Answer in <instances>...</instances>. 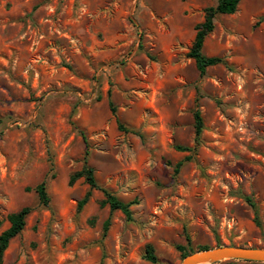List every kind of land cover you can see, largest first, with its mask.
Returning a JSON list of instances; mask_svg holds the SVG:
<instances>
[{
    "label": "rangeland",
    "instance_id": "obj_1",
    "mask_svg": "<svg viewBox=\"0 0 264 264\" xmlns=\"http://www.w3.org/2000/svg\"><path fill=\"white\" fill-rule=\"evenodd\" d=\"M217 1L0 0V233L29 207L0 264L264 246V0L215 15L202 52L223 62L200 75L187 52ZM84 166L98 187L69 182ZM102 189L131 202L130 220Z\"/></svg>",
    "mask_w": 264,
    "mask_h": 264
},
{
    "label": "trees",
    "instance_id": "obj_2",
    "mask_svg": "<svg viewBox=\"0 0 264 264\" xmlns=\"http://www.w3.org/2000/svg\"><path fill=\"white\" fill-rule=\"evenodd\" d=\"M239 1L240 0H218L215 6L205 7L204 8V13H205L204 20L195 25L194 39H193L191 47L189 48L187 52V55L188 57H191L192 59H194L196 68L199 71L200 75L204 74L207 67L223 62V59L219 56H207L202 52L204 38L214 28L213 19L215 15L233 13L236 10ZM193 115H194V120H195L196 136L199 137L201 130H202V126H203L202 116L198 109L194 111ZM120 127L122 126L120 125ZM177 147L181 150H187V147H183V146H177ZM177 165L179 166L180 163H178ZM178 166H176L175 170H177ZM79 175L84 176V178L86 179L90 187L92 188L98 187V184L94 177L93 169L90 166H84L81 171L73 174L70 177L69 182L73 183V181ZM36 191L38 192L40 200L43 203H47L48 196H47L43 182L39 183L36 186ZM102 191L105 196L102 203H108L110 210H121L124 213L126 219L130 220L131 219V210H130L131 202H123L119 200L114 194L109 192L107 189H102ZM88 195L89 194L87 193L78 202V208H81L83 204L87 201ZM28 213H29V207H23L20 210L16 212H12L8 215L9 226L0 233V258L2 257L4 251L6 250L10 240L22 230L24 223H25V216ZM256 221H257V218H256ZM257 223L259 224L258 221ZM107 226H108V221H106L104 225V229H106ZM177 247L178 249L182 251H184L185 249L183 246H177ZM207 248L209 247L202 246L197 249H190L188 252L185 251L184 256L196 250L207 249ZM144 257L151 262L157 261V258L155 254L153 253L151 245L146 246ZM210 264H213V263H210ZM260 264H264V262H261Z\"/></svg>",
    "mask_w": 264,
    "mask_h": 264
},
{
    "label": "water",
    "instance_id": "obj_3",
    "mask_svg": "<svg viewBox=\"0 0 264 264\" xmlns=\"http://www.w3.org/2000/svg\"><path fill=\"white\" fill-rule=\"evenodd\" d=\"M229 259L264 262V246L217 245L187 254L180 264H210Z\"/></svg>",
    "mask_w": 264,
    "mask_h": 264
}]
</instances>
